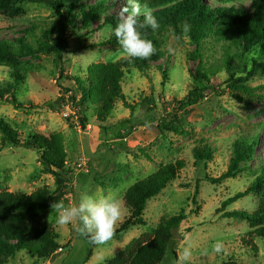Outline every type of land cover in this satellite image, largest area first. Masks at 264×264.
I'll use <instances>...</instances> for the list:
<instances>
[{
  "label": "rangeland",
  "instance_id": "obj_1",
  "mask_svg": "<svg viewBox=\"0 0 264 264\" xmlns=\"http://www.w3.org/2000/svg\"><path fill=\"white\" fill-rule=\"evenodd\" d=\"M249 1L244 3L248 6ZM64 2L74 5L79 29L68 34L69 46L62 51L61 60H56L53 53L24 60L21 71L25 79L13 90L19 106L0 100V120L16 130L22 141L35 133L63 134L67 171L66 195L61 201L68 206L85 192L96 196L116 193L123 202L125 189L159 165L181 159L185 166L176 179L147 201L145 225L129 227L116 233L108 244L96 246L71 225L58 226L57 213L51 208L41 211L39 217L51 222L61 245L59 252L52 258L36 259L22 249L6 258L5 264H102L131 238L152 233L162 217L180 210L186 213V220L174 230L161 264H179L187 246L192 251L189 264H264V239L250 234L245 221L226 218L218 212L221 201L247 187L253 172L243 171L221 184L207 180L227 169L232 142L240 136L258 138L254 160L249 163L252 170L264 156V86L257 90L263 97L251 103L238 100L225 88L226 65H248L253 52L240 59L241 51L231 36L211 31L202 38L197 57L196 45L183 26L178 33L171 26H162L152 33L161 54L146 59L143 68L131 62L123 68L121 87L127 104L117 99L110 116L99 122L94 107L82 106L80 110L71 104L67 89H76L73 77L84 79L89 65L128 58L119 44L110 42L114 36L103 24L105 14L119 16L124 4L122 0ZM16 6L21 9L16 16L0 12V36L6 39L20 37L26 29L39 34L41 27L50 26L56 19L54 9L44 1L25 0ZM104 7L107 8L100 19L83 22V13ZM199 63V68L207 72L210 89L187 103L188 92L205 84L191 74L190 68ZM60 69L67 78H58ZM7 81L9 68L0 65V88ZM256 85H264V76L252 79L251 86ZM176 115L185 134L162 126ZM205 143L213 150L212 158L196 161L194 147ZM41 186L54 190L56 183L52 174L42 172L37 153L20 144L5 143L0 150V191L30 193ZM258 201L256 194H248L224 211L251 212ZM217 240L223 243L220 253L213 250Z\"/></svg>",
  "mask_w": 264,
  "mask_h": 264
},
{
  "label": "trees",
  "instance_id": "obj_2",
  "mask_svg": "<svg viewBox=\"0 0 264 264\" xmlns=\"http://www.w3.org/2000/svg\"><path fill=\"white\" fill-rule=\"evenodd\" d=\"M25 0H0V12L16 16L21 9L17 3ZM48 3L56 15L54 22L48 27H41L40 33L35 34L32 29H26L20 37L6 39L0 36V65L9 68L10 81L0 88V100L11 102L18 107L13 90L25 79L21 71L24 60L28 57L38 58L40 54H54L56 60H61L62 51L69 46L68 34L77 26V16L73 13L74 5H66L64 0H39ZM139 0L143 8L151 10L159 21V25L171 26L177 33L185 23L191 27L188 30L190 39L196 45L197 57L200 42L211 31L228 34L237 42L242 59L247 52H253L249 63L243 62L238 66L228 63V77L225 88L231 94L245 103H251L263 97L257 90L264 85L251 86V81L264 76V0ZM128 6V0H122ZM107 8V7H106ZM106 8L90 9L83 13V22L90 23L93 19H100ZM143 19V17H141ZM119 22V16L105 14L103 24L114 28ZM75 33V32H74ZM153 30L147 29L144 34L149 37L156 47L154 55H160L158 43L152 35ZM111 43L118 44L116 38ZM131 62L140 68L146 60L121 58L111 62H97L87 67V76L81 79L74 76L76 89L70 88L71 104L78 106H92L96 111V118L103 122L110 116L114 103L125 96L121 87L124 77L123 68ZM191 67V74L196 81H205L204 85L190 90L186 102L192 103L209 87L207 72ZM60 69L59 79H63ZM164 71V75H165ZM67 78V77H65ZM212 89V88H211ZM224 91V90H223ZM77 94L79 97H77ZM162 123V121L160 122ZM159 123V124H160ZM161 125V124H160ZM167 129L185 134L178 116L162 123ZM1 148L5 143L20 144L34 150L38 161L42 165V172L52 174L56 187L51 190L48 186H41L30 193L16 191H0V264H5L6 258L13 257L22 249L27 250L36 259L52 258L59 252L61 245L57 242L51 222L41 219L40 212L53 208L57 202H62L66 195L65 184L67 171L63 134L53 132L48 136L33 134L22 141L17 131L6 122L0 120ZM258 138L255 135L240 136L233 140L231 155L227 169L217 177H207L212 184H221L229 177H234L243 171L253 172V178L247 187L235 192L220 203L218 212L223 217L245 221L250 227V234L264 239V156L257 169L252 170L249 163L254 160L255 146ZM196 161L211 159L213 150L208 144L194 147ZM185 162L177 159L173 162L159 165L153 172L129 185L123 193V204L128 209V216L117 227L116 233L125 232L129 227L145 225L144 209L149 199L160 193L166 185L176 179ZM193 202L196 203L198 184H196ZM248 194L259 197L258 205L253 211L233 209L224 211L230 204ZM54 209V208H53ZM186 220V213H179L169 217H162L152 233H143L131 238L125 246L112 258L102 264H161L165 251L173 237L174 230ZM190 231V227L186 228ZM230 264V263H224Z\"/></svg>",
  "mask_w": 264,
  "mask_h": 264
},
{
  "label": "clouds",
  "instance_id": "obj_3",
  "mask_svg": "<svg viewBox=\"0 0 264 264\" xmlns=\"http://www.w3.org/2000/svg\"><path fill=\"white\" fill-rule=\"evenodd\" d=\"M159 27V21L151 10L142 9L139 0H128V6L119 12V22L114 28L109 26V30L128 58L146 60L156 53V47L144 32L149 28L155 31ZM190 27L185 23L183 30L188 31ZM52 207L57 213L58 226L71 225L77 234L88 237L96 246H104L115 238L117 227L128 212L116 193L96 196L85 192L71 206L57 202ZM213 250L222 252V241L217 240ZM191 256V247H184L179 264H189Z\"/></svg>",
  "mask_w": 264,
  "mask_h": 264
}]
</instances>
